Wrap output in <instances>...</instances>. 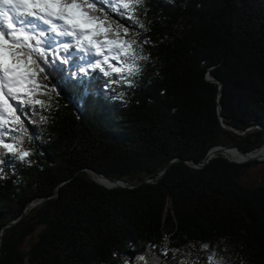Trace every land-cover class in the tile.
<instances>
[{
    "label": "trees",
    "instance_id": "16d2710c",
    "mask_svg": "<svg viewBox=\"0 0 264 264\" xmlns=\"http://www.w3.org/2000/svg\"><path fill=\"white\" fill-rule=\"evenodd\" d=\"M136 15L148 29L138 39L153 43L131 87L109 85L119 77L93 71L75 48L42 81L55 91L38 95L49 107L25 125L31 163L4 167L0 230L44 200L4 230L0 264H144L146 253L158 256L149 264H204L213 248L231 264H264V161L185 163L217 146L264 144V0H144ZM218 107L239 134L221 127ZM175 159L132 189L84 171L139 184Z\"/></svg>",
    "mask_w": 264,
    "mask_h": 264
},
{
    "label": "snow or ice",
    "instance_id": "6c2138e0",
    "mask_svg": "<svg viewBox=\"0 0 264 264\" xmlns=\"http://www.w3.org/2000/svg\"><path fill=\"white\" fill-rule=\"evenodd\" d=\"M143 4L144 0H0V180L5 166L15 170L14 161L31 163L30 149L23 146L25 125L39 122L33 119L36 106L48 109V103L37 97H50L55 89L42 81L52 75L49 69L56 68L57 62H70V49L84 54L80 60L97 57L88 65L93 71L119 77L109 80V85L120 80L133 85L132 78L144 67L140 62L149 60L144 45L153 43L147 37L138 39L141 30L148 31L136 15ZM80 71L87 70L81 67ZM40 120L46 117L40 115ZM17 132L21 135H14ZM156 247L160 255H168V250ZM200 247L209 249L207 243ZM157 258L156 253H146L138 260L149 264ZM204 264L231 262L226 253L218 254L213 248Z\"/></svg>",
    "mask_w": 264,
    "mask_h": 264
},
{
    "label": "water",
    "instance_id": "95a60500",
    "mask_svg": "<svg viewBox=\"0 0 264 264\" xmlns=\"http://www.w3.org/2000/svg\"><path fill=\"white\" fill-rule=\"evenodd\" d=\"M206 79L208 81H210L211 83H214V84L218 85V90H219V93H220V90L222 88L221 82H219L217 80H214L208 74L206 75ZM217 115H218L219 121L221 123V127L224 130L239 134L236 130H234V129H232V128H230L227 125L222 123V119H221V115H220V108L219 107L217 109ZM257 128L259 130L261 129L260 126H258ZM250 131H251V129H247L246 131H243L241 133V135H244V133L250 132ZM263 149H264V144L262 146L256 148V149L250 151V152L244 153V152L240 151L238 148H236L234 146H227V147H225V146L224 147L217 146V147L211 148L206 153V155L203 158V160L201 161V163L196 164V163L192 162L191 160H188L185 163L189 167L197 170V169H202L210 160H212V159H214V158H216L218 156H221L222 158L228 160L229 162L238 163V164H243V163L251 162V161H264V152L261 153V151ZM229 151H234L235 153L239 154L243 159L241 161H235V160H232V159L228 158L227 154H228ZM175 161H177V159L172 160L169 163H167L166 166L164 167V169L159 173V175L156 178L145 180V181H143V182H141L139 184H130V183L126 182L123 179H120V180L109 179V178H106L100 172H98V171H96L94 169H85L84 171L88 175H90L91 177H92V175L95 177V178L92 177V179H93V181L95 183H97L98 185H100L102 187H105L107 189H113V188L132 189V188H135V187L139 186L140 184L150 183L153 180L160 179L163 176V174L166 172V170L169 168V166L172 163H174ZM100 181L109 182L111 186H109V187L104 186ZM57 196H58V188H56L55 193L52 195V197H57ZM43 200L44 199H37L36 201L28 203L25 206L22 214L17 219H15L14 221L4 225L2 227V229L0 230V242L2 240V235H3L5 229L10 228V227L18 224L33 208H35L36 206L40 205L43 202Z\"/></svg>",
    "mask_w": 264,
    "mask_h": 264
},
{
    "label": "bare ground",
    "instance_id": "6f19581e",
    "mask_svg": "<svg viewBox=\"0 0 264 264\" xmlns=\"http://www.w3.org/2000/svg\"><path fill=\"white\" fill-rule=\"evenodd\" d=\"M261 130V129H260ZM234 151H229L227 156L228 158L232 159V160H235V161H241L243 158L237 154V153H233ZM264 152V149L261 151V153ZM93 178H95L93 175H92ZM104 186H111L109 182H105V181H100Z\"/></svg>",
    "mask_w": 264,
    "mask_h": 264
},
{
    "label": "rangeland",
    "instance_id": "374dc122",
    "mask_svg": "<svg viewBox=\"0 0 264 264\" xmlns=\"http://www.w3.org/2000/svg\"><path fill=\"white\" fill-rule=\"evenodd\" d=\"M38 23V22H37ZM40 27H45L43 24H40ZM63 39V38H62ZM91 58V59H90ZM88 60H83V62L84 63H86V62H89V61H94L95 59H97V57H90ZM250 173H254V175H256V176H258L259 175V171H258V169H253V170H250L249 171ZM163 246H164V248H167L168 247V241L167 240H165V242H164V244H163Z\"/></svg>",
    "mask_w": 264,
    "mask_h": 264
}]
</instances>
